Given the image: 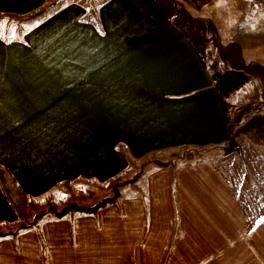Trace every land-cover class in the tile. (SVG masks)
<instances>
[{"label":"crops","instance_id":"obj_1","mask_svg":"<svg viewBox=\"0 0 264 264\" xmlns=\"http://www.w3.org/2000/svg\"><path fill=\"white\" fill-rule=\"evenodd\" d=\"M57 1L0 0V165L43 213L0 238V264H264V102L232 123L216 49L178 23L233 14L218 33L241 78L264 66V0H61L20 21ZM111 177L98 210L56 214L59 183ZM18 221L0 189V223Z\"/></svg>","mask_w":264,"mask_h":264},{"label":"rangeland","instance_id":"obj_2","mask_svg":"<svg viewBox=\"0 0 264 264\" xmlns=\"http://www.w3.org/2000/svg\"><path fill=\"white\" fill-rule=\"evenodd\" d=\"M167 1L175 5L174 0ZM217 2L218 0L212 5L214 9H216L217 7ZM158 6L164 13L171 14V12L167 8H165L162 3H158ZM238 6L242 7L241 10L243 12L239 14V16L241 17V19H243L246 12H249L250 9H247L245 3H240ZM193 15L198 18L205 17L204 11L200 13L193 11ZM232 15L233 14L223 16L221 14H216V16H213V23H209L207 25L201 23V19H197V26L195 27H189L183 20H178V23L181 25V27H183L184 30L191 31L195 34L192 37L198 44H203L204 42L208 41V44L216 49L217 59H214L213 57L208 58L210 70L217 82V87L219 88V92L221 94V98L230 121L232 123H237L240 119L243 118L245 114L257 108L264 102V66L258 68L257 70H254L253 73L252 71L249 72L248 76L244 75L241 78L236 77V74L238 73L236 70L240 65L239 55L237 56L230 49L229 51H225L221 47V43L227 42V39L229 38V36L223 34V31H225V27L227 25L229 26L231 22H234L236 20L235 18L232 19ZM200 24H202V26H200ZM218 29L223 31L218 33ZM193 30H196L197 32L201 31V33L197 34ZM211 31H213V34ZM205 33H207V35ZM262 58H264V56ZM218 64L222 67L224 66L221 71V73H224L223 75L219 74V69L217 66ZM226 72L228 73V75L226 74ZM174 152H176L177 160L181 157L190 155L203 156L205 154H208L207 157H210L211 154L204 151L195 153L194 151H190L185 148L178 149ZM149 160H151V158H149ZM144 163L145 162L137 161V164L134 166L135 171L141 170ZM128 182L130 183L129 180ZM124 183L123 184L126 185L127 181H124ZM124 185L121 186V193L129 192L131 190V187L126 188L124 187ZM74 186L78 190H80L83 195L82 200L79 202V205L82 208H86L92 205L94 206L100 202L106 201L109 197L114 196L115 192H117V190L115 189L98 188L95 185H87L82 182L75 183ZM59 193L60 195L55 196L54 199V208L58 212H60L65 206V194L62 190H59ZM39 212V210H37L36 212L31 211L29 213L30 218H33V216L39 214ZM23 222L25 221L19 219L17 224H13L11 226L13 228H18L19 223L22 224Z\"/></svg>","mask_w":264,"mask_h":264},{"label":"trees","instance_id":"obj_3","mask_svg":"<svg viewBox=\"0 0 264 264\" xmlns=\"http://www.w3.org/2000/svg\"><path fill=\"white\" fill-rule=\"evenodd\" d=\"M61 4V0L48 4L47 6L37 11H34L33 13L27 16L21 17L20 21H35L42 19L43 17L58 10L61 7ZM185 149H188L190 151L197 150L192 147H186ZM117 150L123 154L130 166H135L137 164V160L130 153L126 145L119 143L117 145ZM160 164H166V162L161 161ZM94 184L98 188H108L117 190L120 184V177H111L104 182L95 180ZM59 185L65 194V206L60 212H57L56 214L58 216L63 215L66 210L71 208L82 209V207L79 205V202L83 198L82 193L79 190L75 189L70 181H63L59 183ZM0 189L4 197L16 213L17 217L22 221H25L21 224V226L23 227L18 228H13L11 225L0 223V238L4 236H9V234H17L20 230L24 228L32 227L34 223L38 220V218L43 214L40 212L39 214L34 215L33 218H30L29 213L31 211L36 212L38 210L37 203L32 197L28 196L27 194H25V192H23L13 174L3 165H0ZM107 200L100 202L92 207H89L88 210L95 212L96 210H98V207L103 206L107 202Z\"/></svg>","mask_w":264,"mask_h":264}]
</instances>
